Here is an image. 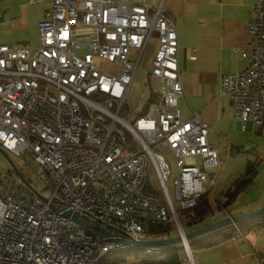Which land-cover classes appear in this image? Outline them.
<instances>
[{
	"label": "built area",
	"instance_id": "obj_1",
	"mask_svg": "<svg viewBox=\"0 0 264 264\" xmlns=\"http://www.w3.org/2000/svg\"><path fill=\"white\" fill-rule=\"evenodd\" d=\"M48 1L35 50L0 44V147L29 159L30 176L43 183L38 188L27 178L29 184L0 174V264H98L107 253L136 249L105 240L72 214L127 240L180 235V244L140 249L157 254L181 247L185 263L194 264L179 212L207 192L213 180L204 169L219 159L199 115L179 114L183 87L173 17L145 0ZM248 31L252 40L237 49L248 64L223 74L220 92L228 95L234 119L261 126L264 0L252 5ZM153 32L158 43L149 73L160 90L135 115L127 93ZM158 143L176 157L174 199L166 183L168 164L151 148ZM148 161L156 191L147 188ZM171 221L175 233L146 230V223Z\"/></svg>",
	"mask_w": 264,
	"mask_h": 264
},
{
	"label": "crops",
	"instance_id": "obj_2",
	"mask_svg": "<svg viewBox=\"0 0 264 264\" xmlns=\"http://www.w3.org/2000/svg\"><path fill=\"white\" fill-rule=\"evenodd\" d=\"M259 1L262 0H145L153 7L161 5L173 17L183 87L177 98L179 114L183 119L193 113L199 115L208 127V142L219 159L217 166L209 167L212 170L207 175L213 180L207 189L212 211L202 221L187 224L190 231L264 205V125L247 122L243 126L233 118L228 95L220 92V77L241 71L248 64V57H242L237 49L252 40L248 21L252 5ZM48 5V0H0V44L35 50L39 46L37 24ZM157 43L153 32L135 69L133 81L139 79L141 89L149 93L136 101L140 102L137 107L128 98L133 114L135 108L137 114L144 113L160 90L159 80L149 73ZM133 54L130 58L135 61ZM254 160L258 164L253 181L226 202L233 181ZM258 182L255 194L245 197ZM192 255L194 264H264V225L247 227L216 244L197 248ZM181 264H186L185 259Z\"/></svg>",
	"mask_w": 264,
	"mask_h": 264
},
{
	"label": "trees",
	"instance_id": "obj_3",
	"mask_svg": "<svg viewBox=\"0 0 264 264\" xmlns=\"http://www.w3.org/2000/svg\"><path fill=\"white\" fill-rule=\"evenodd\" d=\"M257 164L258 163L255 160L249 161L244 174L233 181L232 187L230 188L232 190L228 193L229 198L226 202L230 201V199L234 197L235 194H237L241 189H243L253 181V178L257 173ZM17 168L21 170L19 167ZM147 188L149 189L150 186L147 185ZM207 196V192L202 194L197 199L195 206L190 209L180 211L181 213H184L185 220H188V218L192 219L194 221L193 223L195 224L196 222L198 223L202 221L208 215V212L211 210V204L206 198ZM258 225H264V215H257L237 221L235 223H230L228 225L207 232L203 235L194 237L193 239L189 240V248L191 252L194 253L197 248L216 244L217 242H220L221 240L230 237L234 233L242 231L247 227H254ZM146 230L164 232L168 231V226L148 224ZM127 250L128 249H122L107 253L99 260L98 264H119L118 259L123 257V255L121 254L118 256H114V253L119 251L127 252ZM184 256L185 254L181 247H168L167 249L157 254L144 253L139 258L138 262L141 264H181L183 262Z\"/></svg>",
	"mask_w": 264,
	"mask_h": 264
},
{
	"label": "rangeland",
	"instance_id": "obj_4",
	"mask_svg": "<svg viewBox=\"0 0 264 264\" xmlns=\"http://www.w3.org/2000/svg\"><path fill=\"white\" fill-rule=\"evenodd\" d=\"M140 81L139 79L135 78L133 83L130 86L129 93H128V98L133 104L136 105V107L140 104L138 102L136 104V101H140L142 96L148 95L149 91L148 89H141L140 87ZM139 108V107H138ZM137 108L134 109V114H137ZM153 150H160L162 153L163 157L165 158V161L168 164L169 167V177L167 178V187L173 196L174 199V179L177 177V164H176V157L174 156L173 152L171 149H169L167 146H161L159 143L155 144L151 147ZM7 155V156H6ZM6 155L2 151H0V174L2 173H10L12 177H16V174L13 170V164H15L17 167L21 169V172L23 175L30 180L33 185L37 186L38 188H41L43 186L42 181L37 177V176H30V174L34 171V165L33 163L27 159L23 158L21 156L15 155L13 153H8L6 152ZM200 164V162H198ZM206 173L208 175V172L212 170V168H206ZM146 183L148 186L151 188H154V190L159 189V184L156 178L155 170L152 166V164L148 161L147 166H146ZM259 182L257 184L252 185L250 188L249 192L245 197H248L249 195L255 194L256 190L258 189ZM212 192V191H211ZM45 193V191H43ZM244 197V199H245ZM209 202H211L209 199L211 197L207 196L206 197ZM262 199H264V194L261 196ZM212 203V202H211ZM249 203V201H248ZM212 211L211 210L208 212V214ZM189 219V218H188ZM179 222L185 232L190 231L189 227L187 226L188 222L184 218V213H179ZM168 226V230L174 231L175 233L176 226L173 221L169 222L166 224ZM146 227H148V224L146 223ZM125 253V254H123ZM123 255L120 259H118L119 264H141L139 263V258L144 254L142 249H128L127 252H115L114 256L118 255Z\"/></svg>",
	"mask_w": 264,
	"mask_h": 264
},
{
	"label": "water",
	"instance_id": "obj_5",
	"mask_svg": "<svg viewBox=\"0 0 264 264\" xmlns=\"http://www.w3.org/2000/svg\"><path fill=\"white\" fill-rule=\"evenodd\" d=\"M0 151H2L4 153V155H6V152L1 147H0ZM11 164L13 166V170H14L16 176L19 177L21 180H23L25 183L29 184V181L23 175L21 170H19L17 168V166L15 164H13L12 162H11ZM63 214L67 215V216L70 215L68 210L64 211ZM257 215H264V205H262L256 211H252V212H249L246 214H241V215H234L231 217L227 216V217H224L222 219H219V220L213 221L211 223L205 224L203 226H200L199 228H196L194 230L185 232L183 239L185 241H189V240L193 239L194 237L203 235V234L210 232L214 229H217V228H220L222 226L228 225L230 223H235L237 221L244 220V219H247V218H250L253 216H257ZM71 217L74 220H76L77 222H79L81 226L99 231L103 235L105 240L124 243L127 246H131L133 248L140 249L141 247H149V246H166V245L180 244L182 242V237L180 235H176V236L169 237L166 239L149 240V241H137V240H130V239L127 240V239H124L121 234L111 233L110 231H108L107 229H105L103 227L96 226L94 224H91V223L77 217L75 214H72Z\"/></svg>",
	"mask_w": 264,
	"mask_h": 264
},
{
	"label": "bare ground",
	"instance_id": "obj_6",
	"mask_svg": "<svg viewBox=\"0 0 264 264\" xmlns=\"http://www.w3.org/2000/svg\"><path fill=\"white\" fill-rule=\"evenodd\" d=\"M6 152V151H5ZM142 249L146 248V247H141Z\"/></svg>",
	"mask_w": 264,
	"mask_h": 264
}]
</instances>
